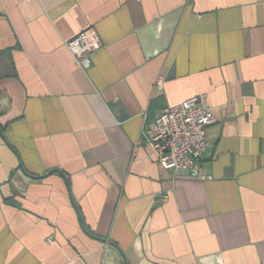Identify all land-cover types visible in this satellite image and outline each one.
Masks as SVG:
<instances>
[{
  "label": "crops",
  "instance_id": "obj_1",
  "mask_svg": "<svg viewBox=\"0 0 264 264\" xmlns=\"http://www.w3.org/2000/svg\"><path fill=\"white\" fill-rule=\"evenodd\" d=\"M202 94L173 174L144 126ZM0 264H264V0H0Z\"/></svg>",
  "mask_w": 264,
  "mask_h": 264
},
{
  "label": "built area",
  "instance_id": "obj_2",
  "mask_svg": "<svg viewBox=\"0 0 264 264\" xmlns=\"http://www.w3.org/2000/svg\"><path fill=\"white\" fill-rule=\"evenodd\" d=\"M77 62L91 67V56L101 48L93 29L82 31L66 44ZM216 122L205 94L169 106L153 121L145 124L144 136L159 164L173 174L181 171L201 176L202 164L211 146L208 129Z\"/></svg>",
  "mask_w": 264,
  "mask_h": 264
},
{
  "label": "water",
  "instance_id": "obj_3",
  "mask_svg": "<svg viewBox=\"0 0 264 264\" xmlns=\"http://www.w3.org/2000/svg\"><path fill=\"white\" fill-rule=\"evenodd\" d=\"M101 241H106V240H102V239H100Z\"/></svg>",
  "mask_w": 264,
  "mask_h": 264
}]
</instances>
